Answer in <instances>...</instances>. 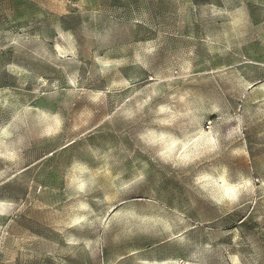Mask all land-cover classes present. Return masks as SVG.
I'll list each match as a JSON object with an SVG mask.
<instances>
[{
  "label": "rangeland",
  "instance_id": "374dc122",
  "mask_svg": "<svg viewBox=\"0 0 264 264\" xmlns=\"http://www.w3.org/2000/svg\"><path fill=\"white\" fill-rule=\"evenodd\" d=\"M0 264H264V0H0Z\"/></svg>",
  "mask_w": 264,
  "mask_h": 264
}]
</instances>
